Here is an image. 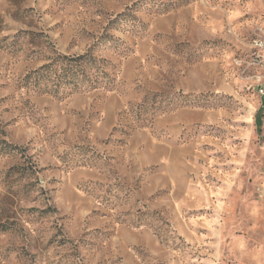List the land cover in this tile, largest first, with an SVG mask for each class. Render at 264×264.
I'll list each match as a JSON object with an SVG mask.
<instances>
[{
	"label": "rangeland",
	"instance_id": "1",
	"mask_svg": "<svg viewBox=\"0 0 264 264\" xmlns=\"http://www.w3.org/2000/svg\"><path fill=\"white\" fill-rule=\"evenodd\" d=\"M256 39L264 0H0V264H264Z\"/></svg>",
	"mask_w": 264,
	"mask_h": 264
},
{
	"label": "trees",
	"instance_id": "2",
	"mask_svg": "<svg viewBox=\"0 0 264 264\" xmlns=\"http://www.w3.org/2000/svg\"><path fill=\"white\" fill-rule=\"evenodd\" d=\"M56 60L57 62L54 63L57 65L56 68H54V64L46 65L31 74L35 75L38 85L43 82L46 83L42 88L46 93L52 92V89L58 93L60 89H66L68 86H73L77 90L80 82L90 79L87 71L96 62V57L94 51L89 50L83 55L60 56ZM7 148L11 151L18 149L11 145H8ZM4 232H6L5 229H0V233Z\"/></svg>",
	"mask_w": 264,
	"mask_h": 264
},
{
	"label": "built area",
	"instance_id": "3",
	"mask_svg": "<svg viewBox=\"0 0 264 264\" xmlns=\"http://www.w3.org/2000/svg\"><path fill=\"white\" fill-rule=\"evenodd\" d=\"M251 47L255 60L258 62H264V41L260 39L253 40ZM258 95L260 98L264 99V82L259 85Z\"/></svg>",
	"mask_w": 264,
	"mask_h": 264
},
{
	"label": "crops",
	"instance_id": "4",
	"mask_svg": "<svg viewBox=\"0 0 264 264\" xmlns=\"http://www.w3.org/2000/svg\"><path fill=\"white\" fill-rule=\"evenodd\" d=\"M261 101H264V99L261 98Z\"/></svg>",
	"mask_w": 264,
	"mask_h": 264
}]
</instances>
